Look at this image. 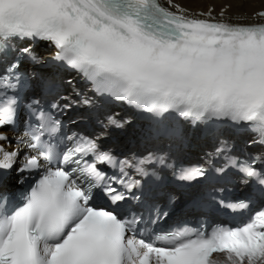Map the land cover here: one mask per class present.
<instances>
[{
  "label": "snow or ice",
  "instance_id": "6c2138e0",
  "mask_svg": "<svg viewBox=\"0 0 264 264\" xmlns=\"http://www.w3.org/2000/svg\"><path fill=\"white\" fill-rule=\"evenodd\" d=\"M167 5L0 0V127L16 124L22 94L32 90L16 147L0 144V172L15 170L22 186L18 195L0 197V264H264V208L234 227L208 232L183 225L154 232L140 228L143 215L125 207L129 200H147L151 188L145 191L143 180H160L158 169L187 182L206 178L209 169L218 176L236 169L245 183L255 180L264 191V158L232 155L224 139L206 154L207 168L177 167L159 149L121 158L99 141L131 118L106 115L97 119L100 132L84 135L69 134L53 114L74 104L98 110L123 103L148 121L149 138H180L181 121L231 122L246 126L264 145V22H231L224 9L218 17L211 8L192 13L173 0ZM254 15L264 20V10ZM26 41L25 47L14 43ZM37 41L54 46L50 60L82 76L91 95L59 96L50 78L21 71L25 60L42 63L33 47ZM8 179L0 174V186ZM217 203L233 211L251 207L248 200ZM153 207L156 220L167 216Z\"/></svg>",
  "mask_w": 264,
  "mask_h": 264
},
{
  "label": "bare ground",
  "instance_id": "6f19581e",
  "mask_svg": "<svg viewBox=\"0 0 264 264\" xmlns=\"http://www.w3.org/2000/svg\"><path fill=\"white\" fill-rule=\"evenodd\" d=\"M190 8H195L199 4L204 7L215 6L219 10L225 3L231 4V9L228 13L236 16H244L253 14L258 9L264 7V0H181ZM194 6V7H193Z\"/></svg>",
  "mask_w": 264,
  "mask_h": 264
}]
</instances>
